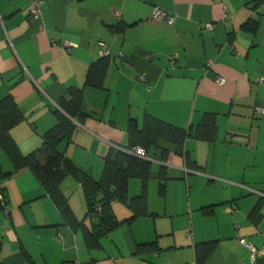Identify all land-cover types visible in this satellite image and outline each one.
<instances>
[{"label": "crops", "instance_id": "1", "mask_svg": "<svg viewBox=\"0 0 264 264\" xmlns=\"http://www.w3.org/2000/svg\"><path fill=\"white\" fill-rule=\"evenodd\" d=\"M36 1L0 0V100L9 94L25 118L10 132L23 155L40 147L58 102L69 88H83L88 65L102 57L110 61L104 87L84 89L82 107L90 116L59 148L95 180L108 156L127 150L130 120L141 128L149 115L187 129L212 113L217 133L212 143L162 140L149 148L147 214L126 224L131 211L114 202L121 224L93 250L64 224L29 169L13 173L1 183L0 264H197L195 245L208 241L216 245L204 264H264L262 6L256 9L255 0H42L44 28L38 29L29 16ZM155 10L173 23L153 22ZM249 20L258 22L255 34L242 30ZM64 43L71 49H59ZM0 166L13 172L5 155ZM60 191L75 219L91 228L78 182L67 177ZM140 191V180H130L129 198ZM149 243L154 251H137Z\"/></svg>", "mask_w": 264, "mask_h": 264}, {"label": "trees", "instance_id": "2", "mask_svg": "<svg viewBox=\"0 0 264 264\" xmlns=\"http://www.w3.org/2000/svg\"><path fill=\"white\" fill-rule=\"evenodd\" d=\"M254 3L257 4V9L263 5L264 0H255ZM258 28V22L254 20L242 25V30L251 34H255ZM114 30L122 32L123 27ZM109 65L107 57L88 65L83 88H69L66 91V95L58 102L57 109L52 113L55 125L42 134L40 147L27 155L20 152L10 135L11 130L24 122L25 118L9 94L0 100V150L13 170L4 173L0 166V210L5 208L6 201L2 181L21 169H29L59 212L64 224L71 227L74 232L81 233L88 250L100 248L101 239L121 224L115 220L111 210L114 202L125 205L131 211L132 216L124 221L126 224L147 214L146 190L151 165L147 160L130 155L128 153L130 150L141 148L146 154L149 148L162 140L178 146H183L188 138L212 143L217 133L216 115L212 113H205L196 127L187 129L175 127L149 115L143 117L141 128L136 121L130 120L127 126V150L118 151L113 157L108 156L100 178L95 180L89 173L70 162L59 148L70 139L77 130V125L82 124L90 116L82 107L84 89L102 90ZM67 177L75 179L81 187L87 208L86 216L91 228L75 219L60 191V184ZM160 179L164 180L163 175H160ZM130 180H140L139 196L129 198ZM257 209L258 206L251 216ZM205 213L210 214L212 210L207 209ZM215 245L216 241L195 245L196 263L204 264ZM155 248L154 243H149L139 245L137 251L139 253L145 250L154 251Z\"/></svg>", "mask_w": 264, "mask_h": 264}, {"label": "built area", "instance_id": "3", "mask_svg": "<svg viewBox=\"0 0 264 264\" xmlns=\"http://www.w3.org/2000/svg\"><path fill=\"white\" fill-rule=\"evenodd\" d=\"M42 6H43V1L42 0L36 1L34 7L31 9L30 14H29L30 20H32L33 22L37 23L38 29H43L44 28V24L42 23V10H41ZM262 8L264 9V3L262 5ZM151 20L153 22L164 21L168 25H171L173 23L172 17L170 15H168L167 13H165L164 11H161V10H155L154 13L151 15ZM205 28L211 30L213 28V26L212 25H207ZM58 47L61 50H63V49L64 50H70L72 45L70 43L69 44L64 43V44H61ZM103 55H107V51H104ZM173 59L171 58L172 61H174ZM207 65L209 66L210 63H207ZM139 81L140 82H145V77L144 76H140L139 77ZM257 82L260 83V84H264V78L259 79ZM214 83L216 85L221 86V85L224 84V79L221 78V77H215L214 78ZM258 112L261 113V115H264V109H262V108L258 109ZM128 153L130 155H133V156L138 157L140 159L146 160L145 159L146 158V154L141 148H136L134 150H130ZM239 242L242 245H244L245 247H247L248 249H250V246L247 243H245V241L240 240Z\"/></svg>", "mask_w": 264, "mask_h": 264}, {"label": "rangeland", "instance_id": "4", "mask_svg": "<svg viewBox=\"0 0 264 264\" xmlns=\"http://www.w3.org/2000/svg\"><path fill=\"white\" fill-rule=\"evenodd\" d=\"M0 156H1V157H2V156L4 157V155L2 154V152H1V151H0Z\"/></svg>", "mask_w": 264, "mask_h": 264}]
</instances>
